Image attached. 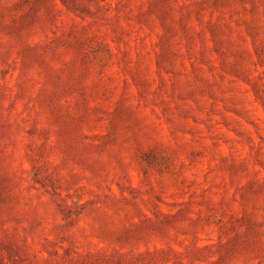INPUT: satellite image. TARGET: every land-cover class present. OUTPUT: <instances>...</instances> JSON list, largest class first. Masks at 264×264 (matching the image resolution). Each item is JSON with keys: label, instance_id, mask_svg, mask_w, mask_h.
<instances>
[{"label": "rangeland", "instance_id": "1", "mask_svg": "<svg viewBox=\"0 0 264 264\" xmlns=\"http://www.w3.org/2000/svg\"><path fill=\"white\" fill-rule=\"evenodd\" d=\"M0 264H264V0H0Z\"/></svg>", "mask_w": 264, "mask_h": 264}]
</instances>
